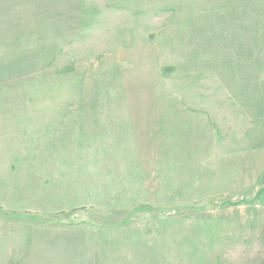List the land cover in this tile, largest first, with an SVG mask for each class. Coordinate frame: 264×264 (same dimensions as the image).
Here are the masks:
<instances>
[{
  "label": "rangeland",
  "instance_id": "1",
  "mask_svg": "<svg viewBox=\"0 0 264 264\" xmlns=\"http://www.w3.org/2000/svg\"><path fill=\"white\" fill-rule=\"evenodd\" d=\"M0 12L33 16L0 21V109L54 115L52 154L31 123L21 144L0 143V175L40 160L84 205L26 220L46 226L24 237L50 238L56 259L40 261L54 255L43 245L8 264H264V0H0ZM54 110L85 113L63 124Z\"/></svg>",
  "mask_w": 264,
  "mask_h": 264
},
{
  "label": "crops",
  "instance_id": "2",
  "mask_svg": "<svg viewBox=\"0 0 264 264\" xmlns=\"http://www.w3.org/2000/svg\"><path fill=\"white\" fill-rule=\"evenodd\" d=\"M26 14L24 12H0V21L23 19ZM29 16L33 17L32 14H29ZM51 113H61L60 117H67L68 120L61 119L63 124H70L71 118L83 115L82 113H85V110H79V112L76 110H54ZM34 116L43 119H36L35 121L28 119ZM52 116L54 115L50 113L48 115H40L36 111L24 112L0 109V143L4 144L8 140H12L21 144L20 141L25 140L22 133L23 128L34 123L37 128V133L35 134L38 137L41 135L38 139V145L45 141L48 154H52V135L51 133L47 135L44 131L47 127L54 129ZM26 151L29 150H26V148L21 149L22 153H27ZM43 152L38 148L33 154H41ZM55 152L57 153L56 150ZM22 153L18 155L21 156ZM8 156L7 152L3 153L1 151L0 157H2V160L0 163L8 164V162L5 163V161H9ZM20 159L21 166L17 168L18 172H14L15 174L13 175H0V213L9 214L7 219L4 216H0V264H8V262L22 258L33 260L34 250L40 249L43 245H45L46 250H49L51 255V250L54 251V255L52 257L48 256L46 259H40V261L56 259V250L51 248L49 244L50 238L42 237L41 241L37 240L35 242L28 240L24 237V234L28 233L29 229L34 232V235L35 233L43 234L42 230L46 226L33 225L32 223L35 220L40 222L41 220L49 219L50 213H53L55 218L58 212L61 214L60 211L71 209H73L71 211H74L84 206L77 204L75 199L73 200L74 187L73 180L70 178L72 177L71 175H68V173L63 175L52 169L42 172L39 171V166H36L40 160L33 159L29 161L22 156ZM28 166L32 167V169L28 168ZM11 168L13 169L14 166L11 165ZM70 188H72L73 192L71 194L68 193ZM69 197H71V200ZM28 219L32 220V223L26 222ZM44 232H47V230L44 229ZM29 253L30 256L27 257ZM81 253L84 254L83 252Z\"/></svg>",
  "mask_w": 264,
  "mask_h": 264
}]
</instances>
